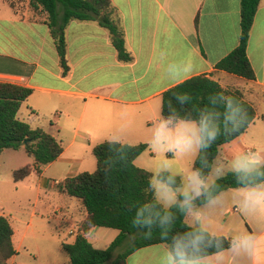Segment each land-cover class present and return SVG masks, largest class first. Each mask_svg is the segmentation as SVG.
<instances>
[{"label":"crops","instance_id":"crops-1","mask_svg":"<svg viewBox=\"0 0 264 264\" xmlns=\"http://www.w3.org/2000/svg\"><path fill=\"white\" fill-rule=\"evenodd\" d=\"M1 1L0 81L32 89L19 118L34 129H44L64 148L56 161L31 174L38 176L40 190L49 192L65 179L95 169L93 149L104 141L147 143L150 149V129L160 98L196 76H212L224 88L240 89L257 111L247 131L223 145L217 159L226 163L235 152L264 148V96L260 92L264 91V0L257 9L247 47L255 80L217 69L240 44L242 0H110L132 61L120 60L110 32L98 22L72 21L66 28L67 74L47 15L32 11L30 0L15 7ZM185 64L194 68L189 76ZM48 115L51 118H46ZM62 196L64 204L58 214L70 231L79 229L85 219L82 202ZM3 206L1 202L0 216L11 222L17 252L6 264H31L20 258L23 251L30 252L26 239L33 222L23 230ZM234 211L246 219L248 231L259 230L238 208ZM77 215L82 216L80 225L75 224ZM229 217L212 218L213 228L225 234L245 229L237 221L229 222ZM88 239L91 241L90 236ZM62 251L61 244L58 252L47 253L45 264H70L67 257L62 259ZM163 253V244L141 248L129 256L127 264H160Z\"/></svg>","mask_w":264,"mask_h":264},{"label":"trees","instance_id":"trees-1","mask_svg":"<svg viewBox=\"0 0 264 264\" xmlns=\"http://www.w3.org/2000/svg\"><path fill=\"white\" fill-rule=\"evenodd\" d=\"M260 2L261 0L241 1L240 44L217 64V69L247 80L256 79L248 58L247 47ZM10 5L15 7L12 2ZM29 6L35 13L47 15V24L64 74L70 70L67 59L66 28L72 21L98 22L110 32L120 60L126 63L132 61V56L126 49L124 31L110 0H30ZM220 90H224L226 94L234 96L242 103L248 111L249 122L242 126L238 135L222 137L221 141L210 150L206 159L197 161V167L202 168L205 173L212 171L221 147L244 134L255 121L257 118L255 107L245 100L240 89L224 88L212 76L193 77L163 94L166 103L172 91L188 92L193 97V103L198 104L202 95ZM32 92L28 87L0 81V155L8 149L24 148L33 161V164L14 173L16 182L53 163L64 151L62 143L54 136L42 128H32L30 123L19 118L21 106L29 99ZM261 118L264 120V115ZM100 145L103 147H99ZM148 149L147 143L131 145L104 141L93 149V155L100 163L99 170L83 172L58 183L56 186L58 192L66 197L80 200L85 210V219L76 233L74 242L62 244L63 250L69 255L70 264H127L129 256L137 250L162 244L158 236H154L151 240L131 237L136 229L132 227L134 211H129V207L134 208L146 198L144 189L150 175V171L136 164V160ZM217 183L226 190L227 185L232 183L231 174L227 173V178L218 180ZM177 227L182 228V224L178 222ZM98 228L119 231L118 236L101 250L96 249L88 239ZM13 235L14 230L9 218L1 215L0 264H6L9 259L17 255ZM128 240L131 246L125 248ZM224 247H228L227 239L224 240Z\"/></svg>","mask_w":264,"mask_h":264},{"label":"clouds","instance_id":"clouds-1","mask_svg":"<svg viewBox=\"0 0 264 264\" xmlns=\"http://www.w3.org/2000/svg\"><path fill=\"white\" fill-rule=\"evenodd\" d=\"M193 71L184 65L187 76ZM248 117L242 103L224 90L202 95L198 104L188 92L172 91L166 103L160 98L150 147L164 159L150 172L146 198L129 207L136 229L132 239L158 236L164 247L160 264H264V148L231 155L228 173L232 183L226 190L217 183L227 178L222 162L215 165V172L205 173L197 167V161L206 159L222 137L238 135ZM184 160L190 162L188 167H174L173 161ZM227 199L259 230L245 227L225 234L213 228L210 213L223 208Z\"/></svg>","mask_w":264,"mask_h":264},{"label":"rangeland","instance_id":"rangeland-1","mask_svg":"<svg viewBox=\"0 0 264 264\" xmlns=\"http://www.w3.org/2000/svg\"><path fill=\"white\" fill-rule=\"evenodd\" d=\"M9 4L12 2L15 5L23 2L22 0H5ZM0 3L2 1L0 0ZM6 26V24L2 23ZM241 91V90H240ZM260 92L264 96V91ZM243 93V92H242ZM244 94V93H243ZM46 118H51L48 115ZM171 154V153H169ZM168 157L171 158V155ZM164 157L158 154H153L152 148L144 152L138 159V166L148 171H152L157 168ZM95 169H90L89 172H95L97 170V161L92 159ZM221 163L220 159H217L212 171L215 172V165ZM223 163V162H222ZM32 164V158L26 153L24 148L19 150L8 149L2 155H0V183L2 190L0 193V203H3L5 213L9 215L11 220H16L26 230L28 223L33 222V226L29 228L27 235V245L30 252L23 251L21 255V261H27L31 264H45L47 259V253L59 251V247L63 243H72L75 236L70 235L68 228L64 223V219L58 214L60 206L64 204V197L60 195L55 187H52L49 192L40 190L38 188V176L31 175L26 179L16 182L14 179V173L28 165ZM174 167L182 169L188 167L190 162L173 161ZM224 173H228V162L223 163ZM93 170V171H92ZM212 218H218L224 220L229 217V222L237 221L241 227H247L246 219L241 218L237 212L234 211V207L230 199H227L225 206L218 210H212ZM249 221L253 226L255 222L249 218ZM190 222V221H189ZM82 223V216H76V225ZM119 234V231L110 228H98L94 230L90 235V242L96 249H105ZM131 242H126L125 248H129ZM63 257L69 259V255L63 250ZM37 257V260L36 258ZM57 259L59 256L57 255Z\"/></svg>","mask_w":264,"mask_h":264},{"label":"built area","instance_id":"built-area-1","mask_svg":"<svg viewBox=\"0 0 264 264\" xmlns=\"http://www.w3.org/2000/svg\"><path fill=\"white\" fill-rule=\"evenodd\" d=\"M78 229L77 227H74L71 231H70V234L71 235H75L77 233Z\"/></svg>","mask_w":264,"mask_h":264}]
</instances>
